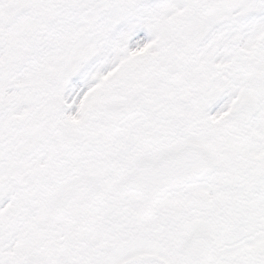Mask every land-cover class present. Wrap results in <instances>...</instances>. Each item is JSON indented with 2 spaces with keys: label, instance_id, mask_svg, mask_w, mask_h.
<instances>
[{
  "label": "snow or ice",
  "instance_id": "obj_1",
  "mask_svg": "<svg viewBox=\"0 0 264 264\" xmlns=\"http://www.w3.org/2000/svg\"><path fill=\"white\" fill-rule=\"evenodd\" d=\"M0 264H264V0H0Z\"/></svg>",
  "mask_w": 264,
  "mask_h": 264
}]
</instances>
